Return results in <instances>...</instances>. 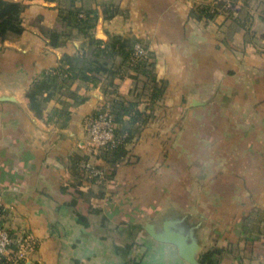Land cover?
<instances>
[{
  "label": "crops",
  "instance_id": "0c3cea01",
  "mask_svg": "<svg viewBox=\"0 0 264 264\" xmlns=\"http://www.w3.org/2000/svg\"><path fill=\"white\" fill-rule=\"evenodd\" d=\"M8 1L22 30L0 37V228L24 239L22 264H194L166 233L198 264L212 248L264 264V0ZM76 10L96 14L88 35ZM112 35L143 46L154 80L110 53ZM64 55L106 70L83 79ZM46 71L59 78L36 114L25 94ZM118 105L133 131L108 161L84 121ZM85 160L105 177L84 178Z\"/></svg>",
  "mask_w": 264,
  "mask_h": 264
},
{
  "label": "trees",
  "instance_id": "16d2710c",
  "mask_svg": "<svg viewBox=\"0 0 264 264\" xmlns=\"http://www.w3.org/2000/svg\"><path fill=\"white\" fill-rule=\"evenodd\" d=\"M209 5H205L202 8V11L208 9ZM22 9V4L20 2L15 1H8V0H0V37H4L7 34H18L21 32L22 27L20 23V11ZM75 16V20L77 21L80 29L82 32L86 35H88V30L93 26V23L96 19V14L90 13V11L85 12V17H79L78 16V10L73 12ZM113 14V11H105L104 16L109 17ZM208 16H210L212 13H208ZM51 42L53 44H56L57 41L55 39H52ZM136 42L134 38L131 37H121L119 35H112L109 38L108 45H106L108 50L111 54L117 53L122 58L127 59L129 56L131 57L132 52V46ZM106 49V50H107ZM104 51V50H100ZM98 50L97 53L98 54ZM62 62L67 63L68 67L72 69L74 72L76 70V75L78 74L83 79H89L90 77L86 73L91 68H95V70H106L105 62H97L92 61L89 59H79L75 58L69 55H64L62 57ZM137 62L138 68L140 71L151 77L152 80H154V75L152 74V61L143 60L140 59ZM143 65V66H141ZM146 66V67H144ZM60 72H64L66 69L60 65L58 67ZM59 78V73H52L50 71L43 72L41 77L35 80L32 85L29 87V89L26 91V99L28 101V104L32 110L36 114H39L40 112V105L38 101V95L45 89L49 88V86L57 81ZM111 110V113L113 115V121H114V131L116 136L118 137V142L115 146L108 148L106 150H102V155L108 160L112 161L116 158L120 157L124 154V142L127 138V136L123 137V132H131V128H128L126 126V122L122 120L121 115L124 111V108L121 106H116L113 110ZM222 253V250L220 248H212L209 250L204 251L199 256V261L203 264H218L220 254Z\"/></svg>",
  "mask_w": 264,
  "mask_h": 264
},
{
  "label": "built area",
  "instance_id": "2783aa9c",
  "mask_svg": "<svg viewBox=\"0 0 264 264\" xmlns=\"http://www.w3.org/2000/svg\"><path fill=\"white\" fill-rule=\"evenodd\" d=\"M209 11H215L217 0H210ZM224 9H236V4L231 1H225ZM81 16V13L79 14ZM146 55L143 46L135 42L132 46L131 59L137 61ZM61 75V74H60ZM65 74H63L64 76ZM84 130L87 137V145L90 153L97 155L100 151L115 146L118 137L114 131L113 115L109 107H100L96 113L86 117L84 121ZM81 175L86 179L100 180L105 177L107 167L97 165L88 160L80 163ZM24 239L14 237L5 228H0V264H22V258L25 253ZM11 252L9 255L7 252Z\"/></svg>",
  "mask_w": 264,
  "mask_h": 264
},
{
  "label": "water",
  "instance_id": "95a60500",
  "mask_svg": "<svg viewBox=\"0 0 264 264\" xmlns=\"http://www.w3.org/2000/svg\"><path fill=\"white\" fill-rule=\"evenodd\" d=\"M154 235L159 240L168 241L176 244L178 246L180 256H182L185 260L191 263L198 264L196 259L193 258L189 253L187 243L179 235L171 234V233H166L164 235L161 234H154Z\"/></svg>",
  "mask_w": 264,
  "mask_h": 264
},
{
  "label": "rangeland",
  "instance_id": "374dc122",
  "mask_svg": "<svg viewBox=\"0 0 264 264\" xmlns=\"http://www.w3.org/2000/svg\"><path fill=\"white\" fill-rule=\"evenodd\" d=\"M138 61V60H137ZM131 130H133V128H131Z\"/></svg>",
  "mask_w": 264,
  "mask_h": 264
}]
</instances>
